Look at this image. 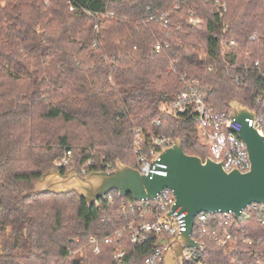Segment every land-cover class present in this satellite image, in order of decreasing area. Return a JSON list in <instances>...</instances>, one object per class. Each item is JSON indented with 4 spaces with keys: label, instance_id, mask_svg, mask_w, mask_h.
I'll return each instance as SVG.
<instances>
[{
    "label": "trees",
    "instance_id": "trees-1",
    "mask_svg": "<svg viewBox=\"0 0 264 264\" xmlns=\"http://www.w3.org/2000/svg\"><path fill=\"white\" fill-rule=\"evenodd\" d=\"M181 77L207 85L218 111L237 100L263 114L264 0H0V264H117L105 239L138 218L140 202L113 190L106 211L102 198L89 207L75 192L35 194L34 183L50 168L109 171L116 158L136 168L133 128L178 136L204 160L191 112L167 108ZM66 150L68 164L55 167ZM157 239L123 232L121 264H142ZM247 251L208 239L182 264L255 262Z\"/></svg>",
    "mask_w": 264,
    "mask_h": 264
},
{
    "label": "built area",
    "instance_id": "built-area-1",
    "mask_svg": "<svg viewBox=\"0 0 264 264\" xmlns=\"http://www.w3.org/2000/svg\"><path fill=\"white\" fill-rule=\"evenodd\" d=\"M167 13L159 14V24L166 27L168 24ZM189 22L197 24L201 19L194 16L192 12L189 15ZM233 46L235 42H228ZM163 45L157 42L153 51L160 52ZM258 65V62H254ZM211 70V67H207ZM184 84L183 89L169 103V111L178 113L189 111L192 114V121L198 133L200 141L208 149V157L220 162L226 171L237 169L246 172L250 169V161L245 142L238 136L241 129V123L230 117V110L218 111L211 106L207 100V85L200 84L194 78L181 77ZM242 77H235L239 81ZM245 121L249 126L258 130L264 135V113L255 114L254 118L246 117ZM156 120L153 124H158ZM134 145L133 151L137 157V169L144 175L152 176L165 175V165L159 162L160 153L172 145L173 139L165 135L156 134L154 131L143 133L139 128H133ZM72 153L66 150L63 156L56 159L55 167H64L68 164ZM92 163L87 161V165ZM105 166L112 165L104 163ZM87 170L83 167L80 170L81 175H85ZM104 209L109 211L113 204L114 197L108 192L102 197ZM97 202V201H96ZM138 220L134 219L127 224L116 228L109 234L105 241L113 246V256L117 264H121L124 250L121 248L120 237L123 232L128 231L133 243H139L148 239L150 234L161 237L175 236L185 230L186 212L179 213V208L171 212L175 205V197L171 189L164 188L160 190L153 199L138 201ZM125 205L123 204L122 207ZM131 203L128 207L131 208ZM252 219L261 226L260 231L255 230ZM247 221V228L240 224V221ZM191 237L204 248L208 239L213 240L218 247L225 250H238V247H248L247 255L255 259V262H244L238 258H233L229 264H264V204H251L244 208L238 218L232 212L225 213H206L196 214L193 219ZM157 239V241H158ZM97 239L89 237L90 243H95L94 252H99L96 244ZM144 257L142 264H162L164 247L157 245ZM200 250L195 247H184L183 259L198 261ZM263 257V258H262Z\"/></svg>",
    "mask_w": 264,
    "mask_h": 264
},
{
    "label": "water",
    "instance_id": "water-1",
    "mask_svg": "<svg viewBox=\"0 0 264 264\" xmlns=\"http://www.w3.org/2000/svg\"><path fill=\"white\" fill-rule=\"evenodd\" d=\"M230 117L241 123L238 136L245 142L250 169L224 170L220 162L208 156L202 160L183 151L181 139L173 138L172 145L159 155L165 165V175L142 174L137 168L115 159V168L109 171L93 170L81 175L74 167L61 173L56 168L46 170L34 183V193L47 191L75 192L91 207L104 194L117 191L118 196L130 195L135 201L153 199L162 189H171L175 205L186 212V228L181 233L161 237L157 245L164 247L162 264H182L184 247L204 248L191 237L196 214L232 212L236 218L251 204H264V135L248 125L246 117H255V111L237 100L228 103Z\"/></svg>",
    "mask_w": 264,
    "mask_h": 264
},
{
    "label": "rangeland",
    "instance_id": "rangeland-1",
    "mask_svg": "<svg viewBox=\"0 0 264 264\" xmlns=\"http://www.w3.org/2000/svg\"><path fill=\"white\" fill-rule=\"evenodd\" d=\"M67 170H68V169H67ZM1 249H2V248H1V246H0V251H1Z\"/></svg>",
    "mask_w": 264,
    "mask_h": 264
}]
</instances>
